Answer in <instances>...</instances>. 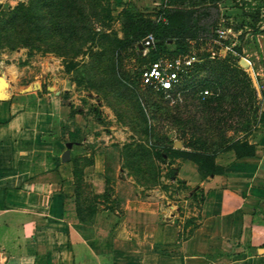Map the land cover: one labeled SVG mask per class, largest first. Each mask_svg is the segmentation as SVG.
Instances as JSON below:
<instances>
[{
    "label": "crops",
    "instance_id": "1",
    "mask_svg": "<svg viewBox=\"0 0 264 264\" xmlns=\"http://www.w3.org/2000/svg\"><path fill=\"white\" fill-rule=\"evenodd\" d=\"M175 1L145 0L158 10L154 23L165 10L186 13ZM111 2L121 14L136 0ZM192 77L181 90L201 85ZM8 82L0 84V264H264V97L243 137L223 135L211 167L177 158L163 192L123 166V145L137 141L132 127Z\"/></svg>",
    "mask_w": 264,
    "mask_h": 264
},
{
    "label": "rangeland",
    "instance_id": "2",
    "mask_svg": "<svg viewBox=\"0 0 264 264\" xmlns=\"http://www.w3.org/2000/svg\"><path fill=\"white\" fill-rule=\"evenodd\" d=\"M136 3L117 14L111 0H0V84L58 94L108 126L132 127L136 143L177 140L192 148L204 132H221L207 144L223 135L243 137L242 121L254 117L257 97H264V1L176 0V9L186 13L177 14L166 33L162 56H194L192 78L201 85L172 93L141 84L140 70L150 62L142 38L158 10L145 0ZM212 27L225 32L219 36ZM205 89L209 95L202 99ZM143 160L145 180L169 192L161 182L170 161L162 164L159 183L151 162ZM175 211L178 216L180 207Z\"/></svg>",
    "mask_w": 264,
    "mask_h": 264
},
{
    "label": "trees",
    "instance_id": "3",
    "mask_svg": "<svg viewBox=\"0 0 264 264\" xmlns=\"http://www.w3.org/2000/svg\"><path fill=\"white\" fill-rule=\"evenodd\" d=\"M166 17V18H165ZM176 18H174V15H170L166 10L164 12V15L162 20H160L157 23H154L153 27L151 30L145 33L143 36L142 40L149 34L153 35L155 42L154 44L149 48L150 49V58L149 61H155L158 58L162 57L164 52H166V33H168L169 29L176 25L177 22V15H175ZM34 21V19L32 18ZM192 75V73H191ZM191 77V76H190ZM247 123L246 121H242V123ZM243 123V124H244ZM149 124V123H148ZM151 128L149 125H147L145 129V134H150ZM221 132L219 131H210L208 133L204 132L201 133L200 137L198 138L201 139L200 143H203L205 145V149L202 148H197V147H192L190 151L178 149L174 146V144H169L167 142L161 144H157L156 142H150V143H126L123 145V166L127 167L131 170L139 171V172H144L148 173V168L147 166L141 165L142 162L144 161L143 159H148V162H151V165L153 166L154 170L157 171L158 175V181L159 176H160V171L162 168V164L166 163L167 160L170 162L167 163V165L170 167L169 173L167 174V178H171L174 175V168L171 167V164L175 162L177 159L178 155L180 158L186 159V158H191L195 161H197L202 168H209L212 166V158L213 154H215L217 151H220L224 149L223 146V137H221V141H219L216 145L218 147L212 148V144H207L209 141L208 139L211 138V136H214V134H219ZM207 144V145H206ZM173 155H175L173 157ZM170 157H173L171 159ZM171 159V160H170ZM150 164V163H149ZM205 169V170H206ZM83 177V170L79 167H76L75 169V178L77 181V184L81 181ZM150 184V181H148L146 184ZM162 183V182H161ZM164 187L168 188V185H164ZM111 188L108 187L107 192L105 193V196H108L111 192ZM193 198L197 199L198 196L196 193L193 194ZM81 214V219L83 221H87V219L84 217V214L80 212ZM89 216V215H88ZM190 223L194 222V219L191 218L188 220ZM192 230L189 231L191 233Z\"/></svg>",
    "mask_w": 264,
    "mask_h": 264
},
{
    "label": "built area",
    "instance_id": "4",
    "mask_svg": "<svg viewBox=\"0 0 264 264\" xmlns=\"http://www.w3.org/2000/svg\"><path fill=\"white\" fill-rule=\"evenodd\" d=\"M222 34V33H221ZM155 42L153 35H147L141 43L142 48L148 49ZM195 57H160L149 62L140 70V81L143 86L153 88L163 93L179 92L185 81L191 76ZM209 95V90L202 92Z\"/></svg>",
    "mask_w": 264,
    "mask_h": 264
},
{
    "label": "water",
    "instance_id": "5",
    "mask_svg": "<svg viewBox=\"0 0 264 264\" xmlns=\"http://www.w3.org/2000/svg\"><path fill=\"white\" fill-rule=\"evenodd\" d=\"M1 85L4 86V87H9V82L6 81V80H2L1 81ZM2 93H0V97H1Z\"/></svg>",
    "mask_w": 264,
    "mask_h": 264
}]
</instances>
